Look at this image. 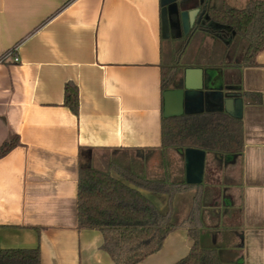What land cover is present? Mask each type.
Masks as SVG:
<instances>
[{
    "label": "crops",
    "instance_id": "obj_1",
    "mask_svg": "<svg viewBox=\"0 0 264 264\" xmlns=\"http://www.w3.org/2000/svg\"><path fill=\"white\" fill-rule=\"evenodd\" d=\"M161 1L0 0V149L19 139L0 158L1 248H39L41 264H114L103 250V234L78 228L79 168L109 172L115 155L132 150L147 162L152 178L167 176L162 67L169 47L184 34L174 16L171 37H163ZM181 1L183 6L187 0ZM246 1L227 0L238 9ZM193 42L198 48L184 68ZM204 43L216 47L209 52L211 66L199 59ZM228 45L199 32L181 60V81L186 70H202L209 77L222 74L238 97L261 95L259 102L240 97L243 109L237 105L235 113L243 125V152L218 170L217 183L215 177L209 182L206 156L203 187L213 200L203 210L201 229L238 254L233 264H264V51L247 68L239 65L245 54L239 39ZM11 52L19 63L7 57ZM67 83L79 89L78 116L64 105ZM205 112L226 111L206 105ZM175 151L170 174L186 177L185 154ZM144 194L158 209L166 202V211H159L167 212L166 196ZM194 196L191 191L175 198L173 220L182 216L176 224L188 219ZM193 245L188 229L180 227L140 264H176Z\"/></svg>",
    "mask_w": 264,
    "mask_h": 264
},
{
    "label": "trees",
    "instance_id": "obj_2",
    "mask_svg": "<svg viewBox=\"0 0 264 264\" xmlns=\"http://www.w3.org/2000/svg\"><path fill=\"white\" fill-rule=\"evenodd\" d=\"M181 9H197L199 16L191 33L177 41L179 46L172 59L163 64V93L177 88L181 81V60L193 36L199 32L214 38L216 44L228 45L233 38H238L246 44L239 65L247 68L257 65L256 58L264 51V1L247 0L245 7L238 9L227 0H187ZM244 96L255 98V102L261 99L256 93L241 95ZM64 105L79 115V89L73 83L65 86ZM18 145V137L6 141L0 149V158ZM243 147L242 121L226 112L163 117L161 153L167 176L146 178L145 168L132 150L115 155L110 161L109 172L80 165L78 228L99 230L104 236L103 250L114 264H140L159 252L168 235L180 227L188 229L194 245L189 255L176 264H233L238 254L225 244L213 242L212 232L201 229L203 210L212 204V191L205 190L203 183H187L185 175L172 177L168 152L195 149L237 159ZM191 191H195L191 213L178 225L173 220L175 198ZM144 192L166 196L167 212L161 213ZM0 264H41V251L39 248L0 247Z\"/></svg>",
    "mask_w": 264,
    "mask_h": 264
},
{
    "label": "water",
    "instance_id": "obj_3",
    "mask_svg": "<svg viewBox=\"0 0 264 264\" xmlns=\"http://www.w3.org/2000/svg\"><path fill=\"white\" fill-rule=\"evenodd\" d=\"M182 1L162 0V34L164 38L171 37V31L175 27L172 20L178 17L183 34L187 37L194 27L199 16V10H182ZM230 87L221 74L218 78L209 77L202 70L188 69L185 71L184 79L179 82L177 88L167 90L163 93L164 118L180 117L183 115H197L205 112L206 105H212L225 110L226 113L236 116L237 105L239 111L243 109V100ZM240 118V117H238ZM186 158V180L192 185L203 183L206 156L203 151L188 149L180 150ZM221 159L220 155H217ZM227 160L233 157H227Z\"/></svg>",
    "mask_w": 264,
    "mask_h": 264
},
{
    "label": "rangeland",
    "instance_id": "obj_4",
    "mask_svg": "<svg viewBox=\"0 0 264 264\" xmlns=\"http://www.w3.org/2000/svg\"><path fill=\"white\" fill-rule=\"evenodd\" d=\"M240 41V43H241V46L240 47H246V44H245V42H243V41H241V40H239ZM220 43V42H219ZM218 43V44H219ZM172 44V43H171ZM221 45H224L223 43H220ZM178 46H179V43L176 41L175 43H173L172 44V47L170 46L169 48H170V50H169V54H168V62L172 59V57H173V53H174V51L178 48ZM197 48H198V43L197 42H193L192 43V46H191V48L189 49V52H188V54H187V56L186 57H184L183 58V61H182V65L184 66V68H186L187 66H189L191 63V60H192V58L194 57V54H195V52H196V50H197ZM200 48V47H199ZM211 49H213L212 47H210L208 44H206V43H204L203 44V46H201V48L199 49L200 50V54H199V59L200 58H202L203 59V57H204V59H205V61L207 62L206 63V66H211V64H212V60L213 59H211V58H209V52H210V50ZM224 49V48H223ZM213 50H216V47H214V49ZM217 50H221V47H219V48H217ZM220 52V51H219ZM230 60V59H229ZM171 152L173 153L172 154V156L170 157V161H171V163H172V167H174L173 168V171L176 169V166H175V164H176V159H177V153H176V151L175 150H171ZM175 159V161H173L172 159ZM159 159V158H158ZM140 162H141V165H143V167L145 168L144 170H145V177L146 178H152L151 177V174L149 173V171H148V169H149V166H148V164H147V162L145 161V160H142V159H140ZM154 162H157L158 163V160L157 159H154ZM159 166H160V159H159V164H158ZM228 165H230V161H228L227 159H225L224 158V160H222V161H218L217 159H216V156H214V155H212V154H208V158H207V170H208V178H210V180H209V182H211V180L213 179L214 180V177H215V180H216V183H217V180H220V177H219V173H218V170L220 169L221 170V168L223 167V168H225L226 166H228ZM171 167V168H172ZM148 168V169H147ZM214 169V170H213ZM114 174V173H113ZM215 183V184H216ZM220 186V185H219ZM222 189H223V191H224V186L223 187H221ZM152 195V194H151ZM152 198H154V197H160V199H166L164 196H161V195H152L151 196ZM184 197H186V196H184ZM159 206V209L162 211V212H165L166 211V208H167V204H166V202L164 203V206H162L161 204H159L158 205ZM183 212L182 213H184L185 212V205L183 206ZM224 213V210L222 209V214ZM180 217H182V216H178V217H176L175 218V220L174 221H177V220H179L180 219ZM223 217V216H222ZM221 217V218H222Z\"/></svg>",
    "mask_w": 264,
    "mask_h": 264
},
{
    "label": "built area",
    "instance_id": "obj_5",
    "mask_svg": "<svg viewBox=\"0 0 264 264\" xmlns=\"http://www.w3.org/2000/svg\"><path fill=\"white\" fill-rule=\"evenodd\" d=\"M13 54H15V53H12V52H11V53H8L7 57H9V58H10V57H14V58H13V59H14V62H15V63H19V62H20L19 57H18L17 55H14V56H13Z\"/></svg>",
    "mask_w": 264,
    "mask_h": 264
},
{
    "label": "flooded vegetation",
    "instance_id": "obj_6",
    "mask_svg": "<svg viewBox=\"0 0 264 264\" xmlns=\"http://www.w3.org/2000/svg\"><path fill=\"white\" fill-rule=\"evenodd\" d=\"M172 31H173V29H172ZM172 31H171V33H172Z\"/></svg>",
    "mask_w": 264,
    "mask_h": 264
}]
</instances>
